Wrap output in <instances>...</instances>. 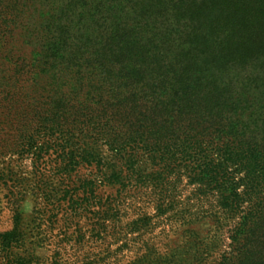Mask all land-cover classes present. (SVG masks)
<instances>
[{
  "label": "trees",
  "instance_id": "obj_1",
  "mask_svg": "<svg viewBox=\"0 0 264 264\" xmlns=\"http://www.w3.org/2000/svg\"><path fill=\"white\" fill-rule=\"evenodd\" d=\"M204 1L0 0V163L30 155L45 180L52 168L66 184L33 188L52 202L95 195L91 182L69 184L79 165L104 166L101 146L112 154L107 181L122 186L182 168L217 195L227 240L213 236V264H264V7L235 26L257 47L226 40L216 50ZM31 7L32 46L15 54L9 38ZM16 181L0 168L11 220L0 230L4 264H25Z\"/></svg>",
  "mask_w": 264,
  "mask_h": 264
},
{
  "label": "rangeland",
  "instance_id": "obj_2",
  "mask_svg": "<svg viewBox=\"0 0 264 264\" xmlns=\"http://www.w3.org/2000/svg\"><path fill=\"white\" fill-rule=\"evenodd\" d=\"M263 7L264 0H205L200 21L216 50H221L219 45L226 40L230 44L243 40L255 48L260 43L258 36H245L235 26H241L247 15ZM37 17L33 7L21 17L22 32L19 27L9 38L15 54L28 55L34 37L24 34L30 30L28 21ZM100 149L104 166L79 165L69 184L91 182L95 195L90 200H83L79 189L71 201L70 195L60 197L58 202L48 201L33 193L36 181L43 178L39 177L40 171L36 172L30 155L14 153L1 159L0 168H12L16 184L24 188V196L18 202L17 224L24 236L18 248L24 263L213 264L212 254L217 252H211L213 236L227 240L226 229H218L215 222L217 195L192 184L182 168L180 173L167 174L164 182L157 177L132 179L124 186L108 182L110 168L105 167L112 162V154L105 146ZM137 165L142 173L149 174L144 157L139 158ZM45 170L52 173L46 172L44 183L66 184L52 168L46 166ZM7 196L0 187V230L11 227Z\"/></svg>",
  "mask_w": 264,
  "mask_h": 264
}]
</instances>
